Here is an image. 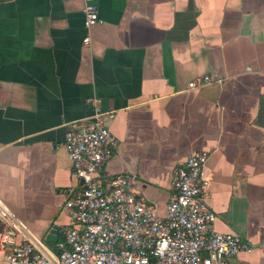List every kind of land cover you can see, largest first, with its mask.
<instances>
[{"label":"crops","instance_id":"crops-1","mask_svg":"<svg viewBox=\"0 0 264 264\" xmlns=\"http://www.w3.org/2000/svg\"><path fill=\"white\" fill-rule=\"evenodd\" d=\"M98 5L87 29L83 0H0V203L57 254L79 184L66 130L113 111L108 173L133 174L164 215L173 171L209 151L211 228L249 242L238 260L264 263V0ZM4 228L0 216V241Z\"/></svg>","mask_w":264,"mask_h":264},{"label":"built area","instance_id":"built-area-1","mask_svg":"<svg viewBox=\"0 0 264 264\" xmlns=\"http://www.w3.org/2000/svg\"><path fill=\"white\" fill-rule=\"evenodd\" d=\"M85 25L100 22L98 0H83ZM91 40L90 35L84 39ZM207 75L190 87L207 84ZM113 111L96 109L93 117L69 124L64 140L78 185L68 187L65 208L72 225L51 254L36 240L23 218L0 203L5 228L0 246L8 264H264L243 262L238 256L251 251L249 242L235 233L211 228L216 211L206 200L210 183L205 175L209 151L188 154L173 171L172 193L164 215L140 196L131 173L110 175L118 139L108 122Z\"/></svg>","mask_w":264,"mask_h":264}]
</instances>
